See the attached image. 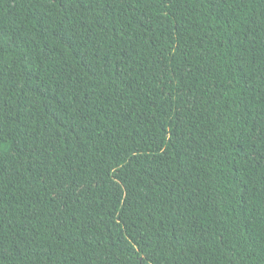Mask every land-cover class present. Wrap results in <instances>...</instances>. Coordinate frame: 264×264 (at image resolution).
<instances>
[{
  "label": "trees",
  "instance_id": "1",
  "mask_svg": "<svg viewBox=\"0 0 264 264\" xmlns=\"http://www.w3.org/2000/svg\"><path fill=\"white\" fill-rule=\"evenodd\" d=\"M0 264H264V0H0Z\"/></svg>",
  "mask_w": 264,
  "mask_h": 264
}]
</instances>
